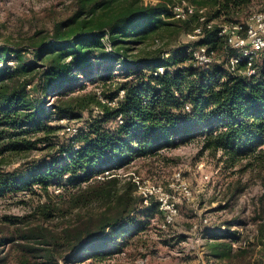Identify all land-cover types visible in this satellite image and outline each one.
Wrapping results in <instances>:
<instances>
[{"label":"trees","instance_id":"trees-1","mask_svg":"<svg viewBox=\"0 0 264 264\" xmlns=\"http://www.w3.org/2000/svg\"><path fill=\"white\" fill-rule=\"evenodd\" d=\"M187 1L197 12L177 20L171 3L76 0L70 17L32 43V59L24 51L0 48V198L31 192L45 199L30 214L6 218L14 230L0 233V264L112 259L159 209L156 204L142 210L145 198L133 176L118 172L194 142L200 156L258 180L262 193L253 211L258 234L251 246L264 248V59L257 62L256 75L229 73L225 56L230 47L219 36L221 25L246 23L248 12L264 0ZM171 26L187 35L202 27L203 35L172 50L140 52ZM190 47L216 51L220 61L199 65ZM83 78L96 84L101 96H78L86 88ZM88 111L90 119L75 136L61 135L63 127L56 122ZM7 160L19 165L7 170ZM52 185L63 189L64 199L54 200ZM228 187L229 206L249 183L238 179ZM82 209L87 213L59 230L46 225ZM239 238L230 230L213 235L211 256L248 264L246 249L233 251ZM7 246L15 249L13 255L3 253Z\"/></svg>","mask_w":264,"mask_h":264},{"label":"rangeland","instance_id":"rangeland-1","mask_svg":"<svg viewBox=\"0 0 264 264\" xmlns=\"http://www.w3.org/2000/svg\"><path fill=\"white\" fill-rule=\"evenodd\" d=\"M143 1L151 4L171 3V7L183 4L193 6L187 0ZM75 2L76 0H0V48L9 47L24 51L26 59H32V51H34L32 43L48 36L56 21L70 17L75 12ZM263 9L264 5H255L248 12L246 19ZM155 39H158L156 40L159 41L158 44ZM189 42L187 34L171 26L168 30L155 34L145 46L140 48L142 49L140 52L147 56L158 51L159 47L172 50ZM135 53L137 52L130 54V57L133 58ZM261 60L258 59L257 62ZM82 82L86 88L81 90L78 96L88 97L90 93H100L96 84L86 82L84 78ZM51 102L52 100L49 101ZM91 111L94 115L97 114L94 112L96 108L91 107ZM91 111L84 112L81 118L69 122L66 120L56 122L63 127L61 135L71 137L70 133L73 131L69 132L68 128L76 131L82 129L90 119ZM18 165V161L7 160L3 167L9 170ZM178 172H182L189 184L192 197L178 200L179 215L174 223L163 228V216L158 209L149 224L144 222L146 225L144 231L133 237L126 249L119 251L105 263L95 264H228L227 261L217 260L211 256L209 246L213 235H221L229 230L230 233H236L241 237L240 246L244 247L246 244L244 249L248 251V255L245 262L262 264L264 248L256 249L251 246L257 238V228L253 222L254 200L262 193L257 179L253 178L254 180L250 181L249 174L244 177L241 174H233L213 157L207 154L200 156V145L197 142L164 151L157 159L136 161L130 168L118 173L125 175L136 173L145 185L160 186L163 190L172 193L175 190L172 185L177 187L175 174ZM205 177L209 179L206 180ZM238 179H242L244 184L248 182L249 188L228 206L226 199L228 185ZM62 190L59 186L52 185L49 193L54 200L60 201L61 197L65 198ZM176 196L178 199L179 195ZM44 201L41 194L33 195L31 192L17 197L0 198V233L4 231L5 234H10L14 230L13 226L6 222V218L15 219L30 214L38 203ZM156 204V199H151V206ZM87 211V209L77 210L72 218H67L68 215L63 220H56L46 225L51 229L59 230L72 223L76 215H83ZM14 252L12 246H7L3 250L6 255H13ZM59 264L76 263H67L61 259ZM82 264H91V262L86 261Z\"/></svg>","mask_w":264,"mask_h":264},{"label":"built area","instance_id":"built-area-1","mask_svg":"<svg viewBox=\"0 0 264 264\" xmlns=\"http://www.w3.org/2000/svg\"><path fill=\"white\" fill-rule=\"evenodd\" d=\"M175 19L186 20L192 16L197 9L190 5H176L171 8ZM202 13V11H201ZM201 22L205 23V17H201ZM207 28L211 29L213 24L207 23ZM203 35V28L199 27L195 31L188 35L189 41H195ZM219 36L224 37L227 41L230 50L226 52L225 61L227 71L233 75H246L248 77L256 75V64L257 60L264 59V10L253 14L246 23L244 24H225L220 26ZM108 50H111L108 47ZM188 53L192 55L193 59L197 64L202 66H208L214 62H219V54L216 51H210L207 47L200 48H189ZM170 54H165V59H168ZM261 58V59H260ZM242 63L246 64V69H240ZM159 72L163 73L164 68H159ZM100 95V93H98ZM121 96L123 93L120 94ZM105 102V101H103ZM115 106L116 102L111 103ZM121 122V118H118ZM70 136H75L78 131L71 128L67 129ZM109 173H106L108 175ZM128 175L133 176V181L138 185L139 194L142 195L144 200V205L142 210L149 208L151 206V199H156L159 211L163 216V228L172 225L175 219L179 215V203L180 199H190L192 197V192L189 184L182 175V172L175 174V180L177 187L172 185L175 189L172 193L163 190L162 187L156 185H145L144 181L133 173ZM206 180L209 177H205ZM60 191V190H57ZM178 194H177V193ZM179 198L177 199V196ZM207 222V219L205 220ZM258 234V233H257ZM240 240L233 245V251L243 250L246 247L240 246ZM239 245V246H238ZM264 264V262L262 263Z\"/></svg>","mask_w":264,"mask_h":264}]
</instances>
